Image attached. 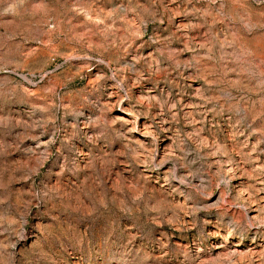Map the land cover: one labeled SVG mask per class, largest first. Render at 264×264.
I'll use <instances>...</instances> for the list:
<instances>
[{"label": "clouds", "instance_id": "clouds-1", "mask_svg": "<svg viewBox=\"0 0 264 264\" xmlns=\"http://www.w3.org/2000/svg\"><path fill=\"white\" fill-rule=\"evenodd\" d=\"M0 264H264V0H0Z\"/></svg>", "mask_w": 264, "mask_h": 264}]
</instances>
